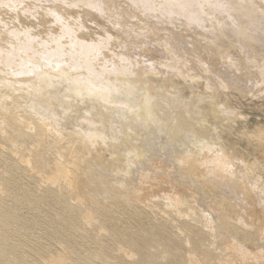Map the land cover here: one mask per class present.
<instances>
[{
	"label": "bare ground",
	"instance_id": "1",
	"mask_svg": "<svg viewBox=\"0 0 264 264\" xmlns=\"http://www.w3.org/2000/svg\"><path fill=\"white\" fill-rule=\"evenodd\" d=\"M121 1L127 10L120 9ZM125 15L139 24L146 20L147 27L151 25L147 22L149 19L156 20V26L166 25L165 21L172 24L179 21L181 27H176L183 29L184 26L183 33L192 32L191 28L196 27L205 36L210 37L208 33L213 36L211 41L214 37L234 35L241 46L243 63L258 65V57L261 59L258 69L254 67L257 70L251 67L258 78L252 79L257 80L251 82L252 87L264 85V0H0V264H107L111 258H115L114 264H264V248L259 246L264 245V127L241 132L259 144L258 158L247 160L245 156L250 152L245 155L229 140L240 116L220 103L221 82L216 83L217 90L212 85L216 78L211 77V82L208 80L211 75L201 77L200 71L193 74L197 72L188 69L186 64L194 66L199 63L198 59L184 62V53L188 51L176 55L175 49L182 45L173 50L176 42L168 44L170 39L176 40L179 36H175L183 33H169L172 29L165 28L170 34L167 35L169 42L167 36L166 42L159 38L162 41L159 45L164 43L162 52H167L173 63L164 59L167 64H158L149 59H134L124 48L122 53L115 50L118 37L103 36L104 32L94 35L102 30L98 22L96 27L101 30L92 31L94 34L92 28L89 31V26H85L86 18L98 17L114 25V31L115 26H122ZM152 26L149 32L159 31V27L154 25L152 29ZM141 27V31L132 28L134 33L129 27L133 38L130 33L128 37L132 40L134 34L137 38L144 37L146 26ZM165 29L158 34L163 35ZM124 31L126 34L127 30ZM117 32L120 33L118 29ZM151 36L158 39V35L147 39ZM180 37L182 41L183 36ZM124 39L127 42L128 38ZM152 39L146 43L153 42L155 48L159 47ZM228 40L232 42V38ZM204 43L210 46L209 41ZM135 44L132 43L136 47L138 44ZM192 45L189 51L194 52ZM136 52V55L140 53ZM225 55L214 58L222 60ZM231 56L233 59L235 55ZM192 57L187 56L195 59ZM234 59L232 65L239 60ZM156 63L164 69H175L174 73L169 68L173 77L169 71V76H162ZM209 69H206L208 73ZM221 71L220 74L228 72ZM233 75L234 72L228 77ZM238 76L233 78L242 79L240 73ZM202 82L201 87L211 95L205 98L195 94L198 99L195 105L178 93L182 85L192 91V86L198 87ZM222 84L221 89L230 90L229 85L226 88ZM251 92L246 91L250 95ZM157 141L161 142L159 153L169 147L162 161L153 157L157 154L153 153L155 148H150ZM20 179L32 180L33 189L26 190ZM9 202L14 206H8ZM21 207L47 212L42 218L44 235L61 250L40 242L42 237L34 238L35 242L31 243L38 261L19 253L23 243L34 236L29 226L22 223ZM156 212H160L164 223L155 225L157 218L155 223L146 226L143 223L146 214L157 217ZM130 220L132 224L127 225ZM82 226L94 234L90 236L91 241L85 237L86 233L83 238L78 236ZM63 231L67 232L62 234ZM9 232L24 241L11 244L4 237ZM79 237L81 240L76 241ZM89 242L92 244L88 248ZM81 247L85 254L80 253L83 250L78 251Z\"/></svg>",
	"mask_w": 264,
	"mask_h": 264
},
{
	"label": "rangeland",
	"instance_id": "2",
	"mask_svg": "<svg viewBox=\"0 0 264 264\" xmlns=\"http://www.w3.org/2000/svg\"><path fill=\"white\" fill-rule=\"evenodd\" d=\"M121 2H123V1H121ZM121 2H120V3H121ZM122 4H124V6H125L124 8H123V5H122ZM119 5H120V4H119ZM120 6H121V8L119 7L120 9H125V10H127V5L125 4V2L121 3ZM120 9H119V10H120ZM116 10H117V9H116ZM116 10H115V12H116ZM117 11H118V10H117ZM128 11H129V10H128ZM128 11H127V12H128ZM119 12H120V11H119ZM119 12H118V13H119ZM129 12H130V11H129ZM120 13H121V12H120ZM136 14H137V13H136ZM125 16H126V15H125ZM125 16H123L122 19H123ZM86 17H89V16H86ZM120 17H121V16H120ZM84 18H85V17H84ZM104 18H105V16H104ZM177 18H179V17H177ZM86 19H87V23H85V26H86V25L89 26V28L87 27V28L89 29V31H90L91 28H92L91 32H92V31H95L96 29H98V28L96 27L97 22H98L99 24H101V25L98 24V27H99V26H100V27L102 26L103 28H106V30L103 29L102 27H101L102 30L99 28L98 30H99V31L101 30L102 32H101V31L99 32V31L97 30V31L99 32L98 34H94V33H96V31H95L94 33L92 32L94 35H100V34H102V33L104 32V33L102 34L103 36H104V34H105V35L107 34V36H112V35H113L114 37H118V41H117L118 44L116 43L117 45H116V47H114L115 50L118 49L117 51H120V52H121V51H123V50L125 49L124 51H127L128 53L131 52L132 54H130V56L133 57V58L135 57L137 60H139L140 58H142V59H140L141 61H142V60L144 61V59H146L145 61H147V59H149V60H152L153 62H157L158 64H160V62H161L162 64L170 63V62H169V60H170L169 54H167L166 51H165L166 53L162 52V50L164 51L165 48H164V45H163L164 43H161V42H162V41H163V42H166V40H167V42H169V37H168L167 35H170L169 33H171V32H172V33H175V34H178V33L181 34V33H183V32L185 31L184 26H183V29L180 28L181 30H183L182 32L180 31V29H177V27H181V24H180L179 21H176V22L179 23V25H176V24L173 25V24L176 23V22H174V23L172 24V23H170V22L167 23L168 21H167V22L165 21L166 25H167V24H169V25L166 26V25L164 24V26H162V25L156 26V22H157L156 20H155L156 22H155L153 19H152L153 22L150 21L151 19L147 20V22H150V23H151V25H150V23H149L150 26H152V24L155 22L154 25H155L156 27H159V29H158L159 31H158V32H160V31L162 32V30H164L166 27H167L168 30L172 29V31L170 30L169 33L167 32L168 30L165 29V31H163V33H164V34H163L164 37H163V35H159V34H162L161 32L158 34V32H156L157 30H156L155 28H153L154 25L152 26V29H155V30H152V31L149 32L148 28H149L150 26H149V27H147L148 25H145L146 27L144 26V24H148V23H146V20H145L144 24H142L143 22H141V24H142V25H141V24H139V21L137 20V19H138L137 17H136V18L134 17V20L136 19L137 21H135V22H136V24L138 23L139 25H138V24L136 25L135 22L132 20V18H129V17L127 18V16H126L125 19H123L124 22H123V21L121 22V23H123V24L120 23L123 27L126 25V26L124 27V29H123L122 26H120V28H117L118 26H115V27H116V30H114V31H113L114 25H112L111 23H109V22L107 21V19H103V18H101V19H103V21H101V19L98 18V17H96V18H92V17H90V18H86ZM90 19H91L92 22L90 21ZM92 19L94 20V22H93ZM127 19H129V20H131V21H129V20L127 21ZM88 20H89V21H88ZM95 20H97V21H95ZM99 20H100V21H99ZM120 20H121V19H120ZM125 20H126V21H125ZM143 20H144V19H143ZM143 20H141V21H143ZM105 21H106V22H105ZM132 21H133V23H131ZM227 21H228V20H227ZM84 22H86V20H84ZM119 22H120V21H119ZM129 22H130V24H129ZM105 23H106V24H105ZM108 23H109V25H108ZM125 23H126V24H125ZM104 24H105V25H104ZM162 24H163V23H162ZM170 24L172 25V28L170 27V26H171ZM91 25H93V26H91ZM129 25H130V26H129ZM131 25H132V26H131ZM48 26H49V25H48ZM94 26H95L96 28H94ZM104 26H107V27H108V26H109V27H110V26H111V27L113 26V27H112V28L110 27V28H111V29H110L109 27L107 28V27H104ZM128 26L131 27V28H130V31L132 30V28H133L134 31H136V28H137V31H141V29H140V28H142L141 26L145 27V28H144V29H145L144 32H146V33H145V35H143V36L146 38V40H145V38L142 37V35H141V36H140L141 39H142V38H144V39H142L141 41H139V40H140V39H139L140 37L137 38V34H136V35L134 34L135 39H133V40L130 39V38H133V36H130V35H132L131 33H134V32L131 31V33H130V31L128 30V29H129ZM133 26H135V27H133ZM138 26H140V28H139ZM160 26H162V27H164V28L162 29V27H160ZM168 26H169V27H168ZM176 26H177V27H176ZM93 28H94V29H93ZM169 28H170V29H169ZM173 28H174V29L176 28V29H175L176 31H173ZM109 29H110V30H109ZM114 29H115V28H114ZM117 29H118V31L120 32L119 34H117V33H118V32H117ZM125 29L127 30L126 34L123 33V31H124ZM142 29H143V28H142ZM146 29H147V30H146ZM188 29H189V28H188ZM191 29H193L192 32H191V30H186V32H185L186 35H185V33L181 34V35L183 36V37H182V38H183L182 41H184V40L186 41V39H187V41H188V39H189L188 42H185V41L182 42V41H181V37H180L181 35H176L175 37H178V36H179V37H178L179 39L174 37L176 40H174V39H170L171 42L168 43V44L171 45V43H172V45H173L175 42L178 43L177 45H176V43H175V45H173V47L175 46L174 48L172 47L173 50L176 48V46L179 47L180 45H182V46L179 47V48H180V49L182 48L183 50H180L179 48H176V49H175V50H176V53L178 52V53H181V54H183L185 51H186V52L188 51L189 53L192 52V50L189 51V49H191V47H189V46L192 45L191 43L196 44V45L200 46L201 48H203V47L205 46V47H204L205 50L203 51L204 48L201 50V48L199 49L198 46H196V45H192V48L195 46V47H194V50H193L194 52H192L195 56H194L192 53L189 54V53L187 52V53H184V54H186V55L183 56V57H184L183 60L185 59V60H184V62H185L187 59H189L190 61H186V62H187V63H192L194 60H196L195 62H197V59H198V62H199L200 64H199V63H198V64L196 63V64H197V66H199V67L202 69V71H203L202 73H201V69H198L199 67H197L196 64H194V66H196L198 70L196 69V67L194 68V66H193L192 64H190V65H192V66H189V67H188L189 64H186V65H187V68H188V69H191V70L193 69L194 72H197V73H193V71L191 72V73L196 74V75L199 74L198 71H200V74H199V75H200L201 77L206 76V77L208 78V77L211 75V76L208 78V80L210 79V81H211L212 78H216V79H217V78H220L221 75H223V77L221 76V77H222L221 79H217V81H219V82H216V81H215L216 79H215V80L213 79L214 83H212V85L214 84L213 86H214V87H215V86L217 87V84H216V83H220V82H221L220 84L224 83V84H222V85H224L225 87H226L227 85H229L230 90H229V88H228L226 91L224 90V88L221 89L222 86H221L220 84H219V86H220V90H219V87H218V88L215 87L217 90H219V92H218V93L220 94V95H219V101H220V103H222V105H225V106H227L228 108L234 110V112H235L236 114L239 113L238 115L241 117V118L238 117L239 120H238V119L236 120V121L238 122V123L236 124L237 127H235V128H237V129H235V130H236V131H235L236 133L234 132V134L231 135V136H234V137L229 136V140H230L231 143H233V144L236 143L237 148H238L239 150H241L242 152H244L245 155H247V153L250 152V153H248L247 156H245V157L247 158V160H249L250 158H258L259 155L256 154V152H257L256 149H257V146H258L259 144H258L253 138H249L248 136H243V135L241 134V132H242V131H243V132H244V131H250V132H253V131H255L258 127H264V124H263V123H264V118H262V117H264V115H263V114H264V112H263L264 107H262V105L264 106V104H263V103H264V102H263V98H264V95H263V94H264V90H263V89H264V85L259 84V85H261V86H259V85H256V84H255V85H256L255 87H257L256 90H255V89H253V88H255V87H252L253 85L251 84L252 81H255V80H252V79H254V78L258 79V78L256 77V73H255L256 71H255V70H257L258 67H259V65H261V63H260V61H261L260 57H258V58H259V60L257 61V62H258V63H257L258 65H256V63H253V64L251 63L250 65H249V64H246V63H243V61H244L243 59H244V58H243V53H242V50H241L240 43H237L236 40H237L238 38L234 39L235 36H234L233 34H232V35H233L234 38H233L230 34H227V36H228L229 38H228V37H224V38H222V37L219 35L221 38H220V37H218V38L222 39V41H221L220 39L214 37V39H212V41L214 42V41L217 39V40L214 42V43H217V45H216V44H214V43L210 40V38H212L213 36L211 37V35H210L209 33H208V35H209L210 37L205 36V35H207V34H206L203 30H201V29H200V30H201L202 33H201L200 31H198L199 28H196V27L194 28V27H193V28H191ZM194 29H195V30H194ZM196 29H198V30H196ZM121 30H122V31H121ZM128 31H129V32H128ZM154 31H155V35H158V36H157V38H158L157 40H158V41H157L155 38H153V39L156 41V44H158V46H159V47H157V48H155L156 46H154L155 43H153V42L151 43L153 46H152L150 43H149V44L146 43L147 40H148L147 42H151V40H149V39H150V38L152 39V36H151L149 39H147V37H149L150 35H153L154 37H156V36L154 35ZM178 31H179V32H178ZM194 31H195V33H194ZM105 32H109V33H105ZM124 32H125V31H124ZM152 32H153V33H152ZM165 32H167L168 34L166 33V35H165ZM177 32H178V33H177ZM187 32H188V34H187ZM190 32H191V33H190ZM121 33H123L124 35L121 34ZM127 33H130V34H129L130 38L128 37V34H127ZM147 33H148V34L150 33V35H148ZM151 33H152V34H151ZM192 33H194V34H192ZM108 34H112V35H108ZM175 34H171V35L173 36V35H175ZM190 34H192V37H191V38H190V36H191ZM200 34H201V35H200ZM204 34H205V35H204ZM119 35H120V36L122 35V36L120 37ZM146 35H148V36H146ZM195 35H196V36H195ZM198 35H199V37H198ZM203 35H204L205 37H208V38H209L208 41H209L210 46H209L208 44H206V43H208V41H207V38H206V42H205V37H202ZM229 35H230V36H229ZM166 36L168 37L167 39H166ZM184 36H185V37H184ZM186 36H188L189 38H187ZM122 37H123V40H122ZM125 37H126V39L128 38V39H127V42H126L125 39H124ZM170 37H171V36H170ZM194 37L196 38V40L194 39ZM119 38H120V39H119ZM159 38H160V39L163 38V39H161L162 41L159 40ZM172 38H173V37H172ZM192 38H193V39H192ZM197 38H198V39H197ZM202 38H203V39H202ZM230 38H232V40H231L232 42H229L230 40H228V39H230ZM136 39H137V40H136ZM153 39H152V41H153ZM165 39H166V40H165ZM177 39H178V40H177ZM201 39H202L205 43H204ZM129 40H130V41H129ZM131 40H132L133 42H132ZM134 40H136V42H135ZM143 40H144V41H143ZM172 40H173V41H172ZM179 40H180L181 42H180ZM192 40H195V41H192ZM198 40H199V41H198ZM227 40H228V42H227ZM234 40H235V41H234ZM120 41H123V45H122V42H121V45L119 44ZM124 41H125V42H124ZM137 41H138V42H137ZM159 41H161L160 43L163 45V46L161 47L162 49L160 48V45H161V44L159 45ZM178 41H179V42H178ZM200 41H201L202 43H200ZM218 41H219V42H218ZM128 42L130 43V45H132V43H133V45H134L135 43L138 44V45L135 44L136 47L132 45V46H133V48H132L130 45H128ZM141 42H143V44H146V46L148 45V46H152V47H149V49H148V46H147V48H146L145 45L141 44ZM144 42H145V43H144ZM194 42H195V43H194ZM198 42H199V43H198ZM211 42H212L214 45H213V44L211 45ZM220 42H221V43H220ZM223 42H224V43H223ZM226 42H227V43H226ZM234 42H235V44H237V46L234 45V44L232 45V43H234ZM126 43H127V44H126ZM179 43H180V44H179ZM186 43H188V44L190 43V44H191V45L189 44V46H188V44H187L188 49H186V47H185V46H186ZM203 43L206 44L207 46H206V45H203ZM218 43H219V44H218ZM228 43H231V44H228ZM125 45L128 46V47L126 48ZM140 45H141V46L143 45L146 49H145V48L143 49V48H142L143 46L140 48ZM178 45H179V46H178ZM219 45H220V48L217 47V46H219ZM230 45H231V46H230ZM238 45H239L240 47H239ZM117 46H120V47H119L120 50H119V48H118ZM122 46H123V47H122ZM137 46H138L139 48H137ZM211 46H212V47H211ZM215 46H216V47H215ZM221 46H222V47H221ZM232 46H234V47H232ZM235 46H236V47H235ZM134 47H135V51H133V50H134ZM209 47H210L211 49H209ZM224 47H226L225 49H228V53L225 52ZM229 47H230L231 49H229ZM238 47H239L240 49H239ZM123 48H124V49H123ZM130 48H131V50H130ZM151 48H152V49H151ZM159 48H160L161 52L158 51ZM172 48H171L170 50H172ZM196 48L199 49V50H197ZM207 48L209 49V51L206 50ZM234 48H235V49H234ZM121 49H123V50H121ZM138 49H139V50H138ZM140 49H141V50H140ZM150 49H151L152 51L155 49V51H153V55L151 54L152 51H151ZM185 49H186V50H185ZM195 49H196V50H195ZM215 49H216V50H215ZM221 49H222L223 51H222ZM233 49H234V50H233ZM238 49H239V50H238ZM129 50H130V51H129ZM136 50H137V52H136ZM142 50H144V51L141 53L140 51H142ZM145 50H146V51H145ZM173 50H172V51H173ZM240 50H241V53H242V54L239 53ZM261 50H262V49H261ZM261 50H259V51H261ZM117 51H116V52H117ZM138 51L141 53V55H140V53H138ZM148 51H149V52H148ZM150 51H151V53H150ZM156 51H157V52H156ZM180 51H181V52H180ZM182 51H183V53H182ZM196 51H197L198 53H195ZM200 51H203V52H200ZM218 51H222V53H220V52H218ZM238 51H239V52H238ZM127 52H124V53L127 54ZM135 52L139 54V58H138V54L136 55ZM145 52H146V53H145ZM147 52H148V54H147ZM154 52H155V53H158V54H156V56H155ZM204 52H206L207 54L205 55ZM211 52H212V54H211ZM261 52H262V51H261ZM121 53H122V52H121ZM144 53H145L146 55H145ZM149 53H150V55H149ZM178 53H177L176 55H178ZM209 53H210V57H211L212 59L208 56ZM216 53L220 54V56L226 54L225 56L229 57V58H228L229 60H227V57H225L224 59L221 60V58H223L224 56H221V58L218 59L220 56H219V55L216 56ZM223 53H224V54H223ZM236 53H237V54H236ZM134 54H135V55H134ZM162 54H164V55L166 54L165 57H164V55L162 56ZM181 54H179V55H181ZM197 54H198V55H197ZM199 54H201L203 57L200 56ZM203 54H204V55H203ZM240 54H241V55H240ZM127 55H128V54H127ZM167 55H168V56H167ZM212 55H213V56H212ZM231 55H235L236 57L234 56V58H236V59L239 58L238 61H237L236 59L233 58L234 60L237 61V62H234L235 65H232V64H231V62H233V59H232L233 56H231ZM260 55H261V54H260ZM262 55H263V54H262ZM262 55H261V56H262ZM136 56H137V57H136ZM141 56H146V58L141 57ZM185 56H186V57H185ZM187 56L190 57V58L193 56V57H195V59L192 57V58H193V60H192V59H190V58H187ZM199 56H200V57H199ZM206 56L209 57V58H207ZM214 56H215V57H218V58H214ZM239 56H240V57H239ZM151 57H152V58H151ZM161 57H162V59H161V61H160V58H161ZM196 57H197V58H196ZM204 57H206L205 60H204ZM237 57H238V58H237ZM135 58H134V59H135ZM166 58H167V59H166ZM258 58H257V59H258ZM164 59L166 60L167 63L164 62V61H165ZM207 59H208V60H207ZM225 59H226L227 61H226ZM231 59H232V61H231ZM154 60H155V61H154ZM156 60H157V61H156ZM191 60H192V61H191ZM201 60H202V61H201ZM203 60H204L205 62H204ZM220 60H221V61H220ZM224 60H225V61H224ZM158 61H159V62H158ZM170 61H171V60H170ZM200 61H201L202 63H203V62H204V63L202 64ZM208 61H209V63H208ZM216 61H217L218 64L216 63ZM219 61H220V62H219ZM245 61H246V60H245ZM171 62H172V61H171ZM195 62H194V63H195ZM206 62H207V63H206ZM221 62H222L223 64H222ZM228 62H229V63H228ZM157 63H156V64H157ZM172 63H173V62H172ZM172 63H171V64H172ZM215 63H216V65H215ZM237 63H238V65H237ZM158 64H157L156 66L162 68V69L159 68L158 70H160L159 72H162L161 75L164 76V77H167V76H165V74H167V75L169 76V74L171 75L174 71L176 72V70L174 69V71H173V69H172L171 67H169V68H170V70H172L173 72H172V71H169V68H167V69L165 68V69H164V67H161V66H159ZM171 64H168V65H171ZM239 64H240V65H239ZM243 64H244V65L246 64V65L244 66V68L242 67ZM254 64H255V66H254ZM172 65H173V64H172ZM172 65H171V66H172ZM200 65H206V67H208V68H206L205 66H203V68H202V66H200ZM212 65H213V66H216L217 69H218V66H219V65H220V67H219V69L217 70L216 67L213 68ZM223 65H224V67H223ZM230 65H231V66H230ZM225 66H226V67L228 66V70H227V68H226ZM229 66H230V67H229ZM236 66H237V67H236ZM239 66H240V67H239ZM246 66H248L249 68L246 67ZM252 66H253V68L256 67L257 69L254 68V69H255V70H254L253 68H251ZM257 66H258V67H257ZM172 67H174V66H172ZM175 67H176V66H175ZM175 67H174V68H175ZM190 67H193V68H190ZM210 67H211L212 69H211ZM231 67H232V68L235 67V70L230 69ZM238 67H239L240 69H242V70H244L245 68H247V69L244 70V71H242V70H240ZM176 68H178V67H176ZM205 68H206V69H209V68H210V69H209V73H208V71H206ZM221 68H222V71H221ZM237 68H238V69H237ZM195 69H196V70H195ZM225 69H226V70H225ZM229 69L231 70V72H230ZM250 69H251V70H250ZM161 70H162V71H161ZM164 70H165V71H164ZM204 70H205V72H204ZM210 70H211V71L213 70V71H212L213 74H214V72H216V71H219V72H218V74H217V72H216V73L214 74V76H216V77H213V74H212V72H211ZM236 70H237V71H236ZM168 71H169V74L167 73ZM220 71H221V73L224 72V71H228V72H230V74L228 75V72H227V73L224 72V73L220 74ZM239 71H240V72H239ZM241 71H242V72H241ZM245 71H247V72H245ZM253 71H254V72H253ZM164 72H165V73H164ZM175 72H174V73H175ZM233 72H234L233 77H236V76L239 77L238 74L240 73L241 78L246 82V84H244V85L242 84V83H244V82H242V81H243L242 79H238V80H236L237 78L235 79V78H233V77H228V76L232 75ZM238 72H239V73H238ZM243 72H244V73H243ZM251 72H252V73H251ZM163 73H164V74H163ZM174 73H173V74H174ZM205 73H206L207 75H204ZM237 73H238V74H237ZM245 73H246V74H245ZM248 73H249V76L247 75ZM254 73H255V74H254ZM219 74H220V75H219ZM171 76H172V75H171ZM217 76H218V77H217ZM225 76H226V77H225ZM245 76H246V77H245ZM172 77H173V76H172ZM211 77H212V78H211ZM223 78L225 79V81H222ZM239 78H240V77H239ZM249 78H250V79H249ZM224 79H223V80H224ZM230 79H232L233 81L230 80ZM234 79H235V81H237V82H235ZM174 80H175L176 82L178 81V79L176 80V78H174ZM228 80H230V82H229ZM240 80H241V81H240ZM246 80H248L250 83H249L248 81H246ZM238 81H239V83H238ZM256 81H257V80H256ZM256 81H255V83H256ZM211 82H212V81H211ZM211 82H210V83H211ZM225 82H226V83H225ZM240 82H242V83H240ZM235 83L238 84V85H240V84L243 85L245 91L243 90V88L241 87V85L236 87V86H235V85H236ZM225 84H226V85H225ZM233 84H235L234 87H236V88L232 87ZM248 84H251V85L249 86ZM202 85H203V82H202L200 85H198V87H197V85L192 86V87H194V89H193L194 91H193V90H192V91H189L190 89H189L187 86H183V85H182V86L180 87L182 91L180 90V91H178V93H179V94H180V93L183 94V96H184L186 99H187V97H188V100H187V101L190 100V101H189L190 104H191V103L193 104L194 102H197V101H198V99L196 100V98H195V94H197L198 96L201 94V97H202V95H203L205 98H208V96L211 95V93H210L209 91H206L205 89H203V87H201ZM246 85H248L247 90H246V88H245V87H247ZM188 86H189V84H188ZM258 86H259V87H258ZM184 87H185V89L187 88L188 91H187V89H186V91H185V89H183ZM200 87H201V88H200ZM238 87L242 88V91H240V88H238ZM250 87H251V88H250ZM199 88H200V89H199ZM226 88H227V87H226ZM226 88H225V89H226ZM237 88H238V90H239L241 93H239V91L237 90ZM258 88H260V89H258ZM261 88H262L263 91L261 90ZM197 89H198L199 91H198ZM231 89H232L233 92L231 91ZM250 89H253L254 92H253V91L251 92ZM195 90H196V91H195ZM228 90H229V92H228ZM200 91H201V93H200ZM234 91H237V92L234 93ZM243 91H244V92H243ZM246 91H247V92L249 91V92H251V93H253V94L255 93V95L251 94L253 98L251 97L250 93L248 94V93H246ZM259 91H260V92H259ZM184 92H185V93H184ZM191 92H193V93H191ZM196 92H198V93H196ZM222 92H224V93H222ZM242 92H243L244 94H242ZM261 92H263V93H261ZM229 93H230V94H229ZM238 93H239L240 95H238ZM256 93H257V94H256ZM260 93H261L262 95H261ZM222 94H223V96L225 95V97H222ZM245 94H247L248 96L245 95ZM197 95H196V97H197ZM227 95H228V96H227ZM243 95H244V96H243ZM256 95H257V96H256ZM258 95H259V97H258ZM242 96H243V98H242ZM245 96H246V97H245ZM260 96H261L262 101H261V99H260V100L257 99V98H260ZM192 97H193L195 100H194ZM221 97H222V98H221ZM226 97H227V98H226ZM229 97H230V99H229ZM244 97H245V98H244ZM255 97H256V98H255ZM189 98H191V99H189ZM197 98H198V97H197ZM199 98H200V97H199ZM246 98H247V100H246ZM254 98H255V99H254ZM222 99H223V100H222ZM241 99H242V100H241ZM243 99H244V100H243ZM249 99H250V100H249ZM193 100H194V101H193ZM221 100H222V101H221ZM231 100H232V101H231ZM191 101H192V102H191ZM236 101H237V102H236ZM189 102H188V103H189ZM238 102H239L240 104H239ZM197 103H198V102H197ZM197 103H194L193 105H195V104H197ZM234 103H236V104H234ZM241 103H242V104H241ZM237 104H238V105H237ZM240 105H241V106H240ZM243 105H244V106H243ZM250 106H251V107H250ZM259 106H260V107H259ZM231 107H234V108L236 107V108H235L236 110H235L234 108H231ZM255 108H256V109H255ZM256 111H257V112H256ZM259 111H260V112H259ZM252 112H253V113H252ZM262 112H263V113H262ZM244 115H245V116H244ZM252 116H254V117H252ZM244 117H247V118H244ZM242 118H244V119H242ZM241 120H242V121H241ZM254 120H256V121H254ZM252 121H254L255 123L252 122ZM259 121H260V123H259ZM243 122H244L245 124H244ZM256 123H257V124H256ZM250 124H251V125H250ZM240 125H243V126H242L243 129H242V127H240ZM255 125H256V126H255ZM238 126H239V127H238ZM253 126H254V127H253ZM239 128L241 129V131H239V130H240ZM244 128H245V129H244ZM247 128H248V129H247ZM252 128H253V129H252ZM246 129H247V130H246ZM250 129H252V130H250ZM254 129H255V130H254ZM237 131H238V132H237ZM243 132H242V133H243ZM236 134H237L238 136H237ZM158 136H159V135H158ZM236 136H237V137H236ZM239 136H240V137H239ZM159 137H160V139L162 138L161 135H160ZM242 137H243V138H242ZM237 138H238V139H237ZM241 138H242V139H241ZM240 141H241V142H240ZM242 141H243V142H242ZM244 141H247V142H244ZM157 142H158V141H157ZM157 142H156V143H157ZM159 142H160V141H159ZM159 142H158L157 144L155 143L156 146H154V147H153V146H150L151 150H152L153 148H155V149L157 150V152H158V149L160 148L158 145L161 144V142H160V143H159ZM238 142L241 143V144H239ZM243 143H244V144H243ZM245 143H246V144H245ZM250 144H251V145H250ZM255 144H256V145H255ZM249 145H250V147H249ZM254 145H255V146H254ZM247 146H248V147H247ZM245 147H246V148H245ZM255 147H256V148H255ZM167 148H168V149H167ZM247 148H248V149H247ZM251 148H253L254 151H253V149H251ZM155 149H153L154 152H153V151H152V152L155 153V154H157V155H155V156H153V157H154L155 159H157V161H162L161 157H163V156H164L163 154H165V153L167 152V150H169V147H166V148H165V149H167V150L164 149V151H161L162 153H159V152L156 153V150H155ZM249 154H250V155H249ZM159 155H160V156H159ZM251 155H252V156H251ZM156 157H157V158H156ZM159 157H160V158H159ZM160 159H161V160H160ZM154 161H155V160H154ZM147 167H150V166H147ZM147 167H145V168H147ZM151 172L153 173L154 171L152 170ZM154 174H155V173H154ZM22 180H23V181H22ZM28 181H29L28 179H20L19 182H20V184L22 183V186H23L26 190L28 189V191H30V190L33 189L32 186L34 187V184H33L32 180H31L30 182H28ZM31 182H32V183H31ZM25 184H26V185H25ZM27 184H28V186H27ZM28 187H29V188H28ZM200 198H201V196H200ZM9 203H11V202H9ZM9 203H7L8 206H10V207H13V206H14L13 203H11V204H9ZM11 205H12V206H11ZM52 212H53V211H52ZM156 213H157V214L159 213L157 217H156L155 214H152V215H150V214H146L147 216H146L145 220L143 221V223H144L146 226H148L149 224H153V223H155L154 221L157 220V218H158L157 221H159V222L156 221L155 225H157V223H158V224H163V223H164V218L161 217L162 215L160 214V212H156ZM45 214H46V216H47V212H43V213H42V212H33V211H31V210H29V209H27V208H24V207H21V209H20V211H19V215H20V217H21V219H22V223H23V224L25 223V225L29 226V228H30V232L34 235L33 237L30 238V240H26V242L23 243V247H24V248H22V249L19 251V253H21V254L26 253V256H28L29 260H32V258H33L34 261H36V260L38 261V258L36 257V255L32 252V245H31V243H32V242H35L36 239H34V238H37V240H38V239H40V238L43 237V240H40V242H42V243H44V244L52 245L53 249H55V250H61L59 245H57L59 248H57V246H55L57 243H55V242L53 241V242H54V244H53L52 241L50 242V239L46 238V235H44V232H45L46 229H45V226H44V224H43L44 222H42V221H43V219H44V217H45ZM43 216H44V217H43ZM48 216L51 217L52 215H48ZM153 216H154V217H153ZM159 216H160V217H159ZM52 217H53V216H52ZM116 217H118V216L116 215ZM40 218H41V219L43 218V219L41 220ZM150 219H151V220H150ZM159 219H160V220H159ZM35 220H36V221H35ZM152 220H153V221H152ZM162 221H163V222H162ZM129 222H130V223H127V225H131L133 221L130 220ZM151 222H152V223H151ZM36 223H37V225H35ZM30 225H31V226L33 225L34 227H31ZM41 225H42V226H41ZM40 227H41V228H40ZM82 227H83V229L79 231L81 234L78 235V236H81V238H83L84 235H85V233H86L85 237H87L88 239H90L89 241H91V240H92L91 237H93L94 234L92 233V231H91L90 229H87L88 227H86V228H85L84 226H82ZM82 227H80V229H81ZM81 231H82V232H81ZM66 232H67V231H63L62 234H65ZM88 232H91V233H89L90 235L88 234ZM83 233H84V234H83ZM2 234H3V233H2ZM78 234H79V233H78ZM12 235H13V236H12ZM11 236H12V237H11ZM90 236H91V237H90ZM4 237L9 238V240L11 241V244H12V243H13V244L16 243V241H18V240H19V241H24V239H19V238L15 237L14 234H12L11 232H9L8 234L4 235ZM38 237H39V238H38ZM76 237H77V236H76ZM13 239H14V240H13ZM47 240H49V241H47ZM80 240H81L80 237H79V238H76V241H80ZM27 243H28V244H27ZM29 243H30V244H29ZM90 243H91V242H89V243L87 244V247H88V248L90 247ZM32 244H33V243H32ZM91 244H92V243H91ZM25 245H27V246H25ZM54 246H55V247H54ZM93 246H94V245H93ZM259 246H262V247L264 248V245H263V244H259ZM77 247H79V246H77ZM207 247H209V246L207 245ZM91 248H92V245H91ZM93 248H94V247H93ZM93 248H92V249H93ZM23 249H24V250H23ZM81 250H83V251H81ZM24 251H25V252H24ZM26 251H27V252H26ZM29 251H30V252H29ZM78 251H81L80 253L85 254V249L82 248V247H81V249H78ZM220 251H221V250H220ZM218 252H219V251H218ZM218 252H216V253H218ZM218 254H219V253H218ZM112 257H114V256H112ZM113 259H114V260H113ZM114 261H115V258H111V261H110V259H109L108 263L114 264V263L116 262V261H115V262H114ZM117 261H118V260H117ZM108 263H107V264H108ZM38 264H40V263L38 262Z\"/></svg>",
	"mask_w": 264,
	"mask_h": 264
}]
</instances>
